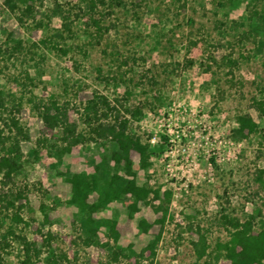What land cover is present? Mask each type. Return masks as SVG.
Wrapping results in <instances>:
<instances>
[{
	"label": "rangeland",
	"instance_id": "obj_1",
	"mask_svg": "<svg viewBox=\"0 0 264 264\" xmlns=\"http://www.w3.org/2000/svg\"><path fill=\"white\" fill-rule=\"evenodd\" d=\"M0 90V159L22 150L11 179L0 167V264H22V237L41 250L33 264H45L49 241L67 264H196L201 234L208 258L231 264L218 247L233 229L224 216L264 229V0H0ZM241 114L255 123L237 133ZM117 118L161 151L147 169L132 151L138 179L161 197L153 191L133 215L130 198L97 214L118 219L116 243L105 227L89 238L67 200L73 174L109 155L93 128ZM66 137L81 142L58 161Z\"/></svg>",
	"mask_w": 264,
	"mask_h": 264
},
{
	"label": "trees",
	"instance_id": "obj_2",
	"mask_svg": "<svg viewBox=\"0 0 264 264\" xmlns=\"http://www.w3.org/2000/svg\"><path fill=\"white\" fill-rule=\"evenodd\" d=\"M25 2L26 0H21ZM95 5V4H94ZM17 8V4H13ZM29 7V6H28ZM256 30H260L259 25H254ZM5 91L0 90V107H5ZM20 105V104H19ZM259 107L264 114V102L259 103ZM19 109V108H18ZM130 111V110H129ZM132 115L141 117L143 110L136 108ZM127 119H116L113 123L102 122L93 128L94 133L98 138H107L110 142L108 148L109 155H105L102 163L96 165L93 172L80 171L73 174L70 178L71 195L67 203L74 205L81 213V223L89 238L93 237L97 229L105 227L109 237H114L117 243L120 239V233L117 231L118 219L115 217H98L97 214L105 210L114 201H125L130 198L128 205L130 214L133 215L134 210L139 203L148 200L150 194L154 191V197L160 198V193L153 190L147 184L140 182L138 179V169H147L152 164V156L161 153L154 145L142 142L140 137L128 132ZM239 124L236 132H244L248 127L254 125V118L250 114H241L237 117ZM11 123L19 131L21 127L19 120L12 117ZM6 136L0 129V143H5ZM66 144L56 150L55 155L58 161H61L63 156L71 152L73 146L79 144L81 139L73 137L69 140L65 138ZM132 151H137L140 155V162L137 168L135 161L132 158ZM22 150L19 144H13L5 151V155L0 159V167L4 172L6 179H11L13 175L21 169ZM113 161L114 166H109V162ZM215 163V160L212 159ZM115 168L119 169V171ZM256 180L264 188V167L259 169L256 175ZM95 196L94 201H90V197ZM172 192L167 193L166 201L169 202ZM23 197L22 192L12 194L11 198H7V206L16 207L17 198ZM227 223L233 229L230 230L231 237L226 242H221L219 248L225 251V256L230 260L231 264H264V229L259 233L254 232L253 216L246 221H241L239 218L224 216ZM12 220L15 222L22 221V216L19 212L12 215ZM138 227L141 231L147 232L149 221L142 218L138 221ZM160 235H158L151 243L155 246L158 243ZM50 239V237L48 238ZM24 249V258L22 264H33L34 258H39L41 250L36 245V242L27 240L22 237ZM99 244L100 240H95ZM194 252L196 254V264H215L214 259L208 258L209 243L205 234H201L196 240H192ZM119 254L130 257L136 254V251L131 245L128 247L118 246ZM48 254L45 257V264H67V255L58 254L52 243L48 242ZM156 253V249H153ZM220 256H217L218 259Z\"/></svg>",
	"mask_w": 264,
	"mask_h": 264
}]
</instances>
